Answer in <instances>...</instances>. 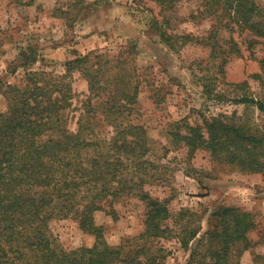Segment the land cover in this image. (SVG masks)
Masks as SVG:
<instances>
[{
    "label": "rangeland",
    "instance_id": "obj_1",
    "mask_svg": "<svg viewBox=\"0 0 264 264\" xmlns=\"http://www.w3.org/2000/svg\"><path fill=\"white\" fill-rule=\"evenodd\" d=\"M256 1L264 8V0ZM200 10L199 0H179L167 13L153 0H0V112L7 109L3 95L6 86L22 85L28 71L65 75L68 62L79 55L103 54L117 65L119 54L129 53L139 84L134 112L124 115L115 128L106 121L100 106L104 98L94 100L98 112L90 124L118 165L114 185L121 180L142 183L116 198L113 208L117 220L105 211L96 212L97 226L104 229L111 245L123 246L124 256L132 257L144 246L139 236L145 229L147 210L137 196L141 190L170 200L173 217L168 225L175 227L179 236L186 225L181 220L184 211L205 215L200 223L205 233L216 207L254 209L258 213L257 228L249 238L257 244L243 255L241 264H264V175L218 166L205 151H197L191 158L187 148L173 147L168 135L178 124L202 126L205 120L220 116L264 132V114L253 105L238 103L246 97L264 102V85L254 78L261 73L264 39L232 25L223 38H233L240 53L232 55L222 74L221 61L211 58V49L201 43L216 24L215 19L204 18ZM166 20L170 22L168 28ZM163 30L177 40L168 43L162 37ZM249 39L257 41L252 51ZM223 44L229 48L226 42ZM130 69L125 67V71ZM72 81L75 98L67 116L70 130L77 131L88 83L76 72ZM244 82L248 87L231 85ZM130 126L141 127L144 137L138 138L137 129ZM116 141L121 149L110 150ZM189 220L192 227H198L196 216L189 215ZM50 230L59 245L68 250L91 247L95 242L73 218L53 217ZM146 246L154 251L164 249V264H186L189 259L190 251L176 238Z\"/></svg>",
    "mask_w": 264,
    "mask_h": 264
},
{
    "label": "trees",
    "instance_id": "obj_2",
    "mask_svg": "<svg viewBox=\"0 0 264 264\" xmlns=\"http://www.w3.org/2000/svg\"><path fill=\"white\" fill-rule=\"evenodd\" d=\"M153 1L167 13L179 0ZM199 2L200 14L207 19L213 17L216 23L201 43L211 49V58L221 61L219 69L224 74L232 55L240 53L233 38L229 41L223 38L224 32L235 25L264 39V8L256 0ZM165 23L168 28L170 22ZM162 37L171 44L177 40L164 30ZM256 43L249 39L248 48L252 51ZM124 55L119 54L117 65L103 54L79 55L68 62L65 75L28 71L22 85L6 86L3 95L7 109L0 112V264H164L165 250L154 251L146 245L175 238L190 251L186 264H241L243 255L256 246L249 238V233L257 228L258 213L254 209L235 205L216 207L205 233L200 226L205 215L184 211L181 220L186 225L179 236L178 230L168 225L173 217L170 200L144 190L137 194L147 210L145 229L139 236L144 246L132 257H126L123 246H113L107 241L104 229L95 222V213L105 211L117 220L113 208L116 198L131 193L128 191L133 185L140 187L142 183L121 180L114 185L118 165L111 160L106 144L98 141L90 124L98 112L94 100L104 98L100 106L106 121L115 128L124 115L130 116L135 110L138 75L132 56ZM127 66L131 69L125 71ZM260 67L261 73L254 78L264 85V59ZM75 72L87 81L88 95L78 129L72 131L67 115L75 98L72 81ZM231 85L248 87L247 82ZM238 103L253 105L264 114L263 101L246 97ZM130 128L137 129L138 138L144 137L141 127ZM168 135L172 146L187 148L191 158L197 151H205L218 166L242 174L264 175V132L257 126L220 116L205 120L202 126L178 124ZM120 149L117 141L110 147ZM189 215L197 217L198 227L190 225L193 222ZM53 217L75 219L85 234L94 237L93 246L72 250L60 246L50 230Z\"/></svg>",
    "mask_w": 264,
    "mask_h": 264
}]
</instances>
